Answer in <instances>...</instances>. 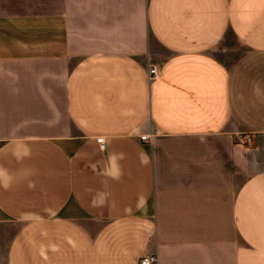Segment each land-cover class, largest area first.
Masks as SVG:
<instances>
[{
    "label": "crops",
    "instance_id": "0c3cea01",
    "mask_svg": "<svg viewBox=\"0 0 264 264\" xmlns=\"http://www.w3.org/2000/svg\"><path fill=\"white\" fill-rule=\"evenodd\" d=\"M146 256L264 264V0H0V264Z\"/></svg>",
    "mask_w": 264,
    "mask_h": 264
},
{
    "label": "built area",
    "instance_id": "2783aa9c",
    "mask_svg": "<svg viewBox=\"0 0 264 264\" xmlns=\"http://www.w3.org/2000/svg\"><path fill=\"white\" fill-rule=\"evenodd\" d=\"M156 70L154 69H150L148 70L147 73V78L148 80H153L156 77ZM151 138V135H142L141 137H139L140 141H149ZM95 143H97L100 147H102V138L98 137V139H95ZM251 143V138H249L248 136H245L244 138H242L239 141V145H246V144H250ZM156 263V259L153 256H146L143 258H140L138 261V264H155Z\"/></svg>",
    "mask_w": 264,
    "mask_h": 264
},
{
    "label": "rangeland",
    "instance_id": "374dc122",
    "mask_svg": "<svg viewBox=\"0 0 264 264\" xmlns=\"http://www.w3.org/2000/svg\"><path fill=\"white\" fill-rule=\"evenodd\" d=\"M155 70V69H154Z\"/></svg>",
    "mask_w": 264,
    "mask_h": 264
}]
</instances>
